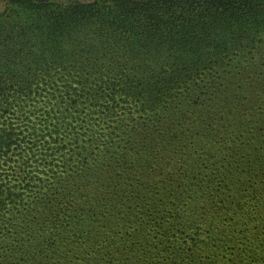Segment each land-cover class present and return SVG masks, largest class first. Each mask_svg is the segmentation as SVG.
Segmentation results:
<instances>
[{
  "label": "trees",
  "instance_id": "trees-1",
  "mask_svg": "<svg viewBox=\"0 0 264 264\" xmlns=\"http://www.w3.org/2000/svg\"><path fill=\"white\" fill-rule=\"evenodd\" d=\"M0 1V264H264V0Z\"/></svg>",
  "mask_w": 264,
  "mask_h": 264
},
{
  "label": "rangeland",
  "instance_id": "rangeland-1",
  "mask_svg": "<svg viewBox=\"0 0 264 264\" xmlns=\"http://www.w3.org/2000/svg\"><path fill=\"white\" fill-rule=\"evenodd\" d=\"M88 1H93V0H88ZM4 7L5 6L2 4L1 8ZM74 28L75 27H70L68 29V32H66L62 38L64 39V41L69 42L68 47L63 52V54L60 53V50L56 49V44H53L49 47L42 45L44 50L46 51V55H31L30 59L32 61L36 60L33 63V66L38 67V69L32 72V76L30 78L59 77L67 73H71L69 67H71L74 63L82 59L76 56H72L69 53V51L71 50V41L74 39L73 33L70 32L73 31ZM75 36H77L79 39H86L84 35L76 34ZM65 67L69 68L68 71L64 70ZM26 75H27L26 72H20L19 76H26ZM6 100H8V102H12V106L15 103V97L12 96V93L9 90L4 91L3 95L0 94V115L4 117L2 119V122H4L8 116L9 117L11 116V113H5ZM12 159H14V157ZM41 162L43 161L39 160L38 163L32 161L34 168L31 170L47 171L48 168L46 166V163H43L41 165ZM259 167H263V168H260L261 170H257V171H264V159L259 161ZM2 171H9L10 176L18 177V172L21 171V169L17 167L14 162H9L7 164L5 163L0 164V174L2 173Z\"/></svg>",
  "mask_w": 264,
  "mask_h": 264
}]
</instances>
